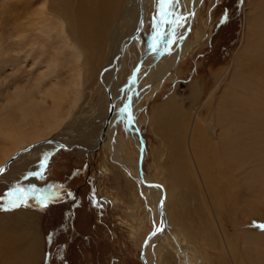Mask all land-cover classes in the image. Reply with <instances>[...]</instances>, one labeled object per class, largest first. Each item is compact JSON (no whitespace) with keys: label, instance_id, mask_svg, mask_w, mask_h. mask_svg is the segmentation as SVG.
Returning a JSON list of instances; mask_svg holds the SVG:
<instances>
[{"label":"rangeland","instance_id":"1","mask_svg":"<svg viewBox=\"0 0 264 264\" xmlns=\"http://www.w3.org/2000/svg\"><path fill=\"white\" fill-rule=\"evenodd\" d=\"M21 2L22 0H0V123L4 122L8 113L13 114L16 107L18 110V107L22 106L21 101L24 98L21 96H25L23 90H31L32 95L42 97L40 109L52 107L49 95L57 94L61 90L66 91L61 104L64 111L78 88L80 94L77 106L65 123L57 129L58 131H53L49 136L51 138L52 135L60 134L63 127L69 126L71 130L66 131L62 136H69L76 143L72 144L76 149L60 148L51 154L41 149L26 158L30 160L31 166L36 165L39 168L22 172L17 166L0 177V197H6L7 192L15 185L25 189L34 186L43 189L44 193L58 192L46 208L38 206L30 197L27 206L13 211H0V231L17 234L15 237L20 238L18 244L22 247L27 246L31 240L28 229L22 223L16 225L13 218L15 219V216L21 212L34 214L32 220L41 244V264H150L153 255L157 257L159 264H187L183 256L177 252L179 246L173 239H163L156 252L152 245L149 247L150 250L143 248L144 253H142L143 245L136 241V235L133 238L132 233L138 227L137 222H140L142 228L138 227V231L141 228L140 233L151 245V240L148 239L151 225L147 204L136 182L130 179L119 165L112 162L111 153L106 146H97L86 154L80 148H89L102 131L101 121L106 115L107 98L102 94L104 90L94 85L93 81L94 76L96 77L105 66L109 55L108 42L107 46L106 43L103 46V52L106 54L103 61L97 56V60L98 58L100 60L99 63L95 62V55L90 53L92 50L88 52L91 59L92 56L95 59L93 60L95 69L90 68L91 77L83 75V69L79 71L74 67L76 56L72 55V49L60 43L56 32L53 31L52 36L48 31L46 35L39 34L33 30L31 25L33 16L30 13L26 17L20 16ZM156 2L158 3V0H146L145 8L150 11H143L139 15V23L133 34L137 37L139 34L142 35V31L145 32L150 43L155 31L152 27V18L157 14ZM135 3L138 5V0H135ZM201 3L203 5L192 20L190 39L193 47L187 56L176 63L167 80L149 100L139 96L138 93L135 94L138 98L133 113L140 122L139 131L146 152L142 170L146 176L154 178L153 182L160 186L158 190L172 192L169 195L167 212L171 219L179 221L177 222L180 230L188 235L195 249L199 253L209 255L210 259L203 260L200 264H264V227H261L264 225V156L258 157L260 162L248 156V168L256 164L260 168L252 173L253 167H250L248 173L251 172V176L248 174L247 177V183H251L247 187L250 194L247 192L251 197L244 199L240 195L244 193L241 183H238L239 188L232 177H227L226 170L222 166L224 161L219 150L211 149L204 126H195L196 134L195 132L190 134L194 115L189 100L190 89L195 83L199 84L202 93L193 105L195 107L201 105L199 117L207 118L202 102L215 85L214 76L230 64L234 52L244 41L245 5L244 2L237 3V0H201ZM119 10L121 11V6ZM224 14H227V17ZM115 19L113 25L116 23ZM46 22L45 20L43 24ZM50 26L55 28L52 24ZM130 26L129 21L120 25V31L125 34L124 37L121 35L123 42L127 40L125 36L128 35ZM142 27L146 28L142 30ZM143 39L146 41L144 36ZM140 47L144 46L141 43H137V46L130 45L128 47L130 49L123 56L124 60L119 68L121 86L133 74L132 54L140 59L139 61H143L146 57V48L144 54L139 50ZM82 62L83 59L80 64ZM78 64L77 62L76 65ZM149 68L140 74L147 76ZM79 73L78 85L81 86L77 87ZM144 80H141L140 86H146L148 82ZM128 89L127 86L121 89V99L133 93ZM27 101L30 104V101ZM256 105L253 111L257 114L260 124L264 123V98ZM119 108L122 109V106ZM19 115L22 113L20 112ZM125 126L118 120L113 132L122 136L125 133ZM245 141L247 147L252 145L254 150L260 148V143H263L262 148H264V138L261 142L251 135V137L246 136ZM4 145L6 147L0 137V165L3 163L1 154L5 149ZM125 150L130 157H136V147L132 141H129ZM45 156H47L46 163H44ZM42 163H44L43 168H41ZM216 164L221 166L218 168ZM16 165H20V162H15L14 166ZM16 168L21 171L15 170ZM30 173H39V175H30ZM69 193L71 195H68ZM93 200L99 204V207L95 206ZM224 206L227 207L225 210ZM235 226L245 233L248 232L247 238L241 236L242 242L233 243V247L236 246L234 249L242 252L234 253L231 250L229 254L226 251L223 256L225 249L220 241V231L235 229ZM140 233L137 236H141ZM245 242L250 245V249L246 247ZM251 251L254 252V256ZM192 258L195 260L193 264H198L193 254ZM11 263L2 258V264Z\"/></svg>","mask_w":264,"mask_h":264},{"label":"bare ground","instance_id":"2","mask_svg":"<svg viewBox=\"0 0 264 264\" xmlns=\"http://www.w3.org/2000/svg\"><path fill=\"white\" fill-rule=\"evenodd\" d=\"M27 1L22 0L21 2L22 4L20 5V16L26 17L28 13H30L33 16V20L31 22L33 30H35L39 34L46 35L45 33L48 31L52 36V32H56V37L60 39V43L65 47H69L72 49V55L74 57L76 56L74 67H76L79 71L83 69V75L86 74L87 76H92V71L90 68L95 67L96 61L99 63V58H101V60L103 61V59L105 58L103 46H105V43L107 46L108 42L109 55L105 62V66L98 72L96 77L94 76L95 79L93 81L94 85L100 86L102 90H104V93L102 94H104L105 98H107V111L105 110L106 115L101 121L102 131L97 137V140L93 144H91L89 148H80L86 154L92 151V149L97 146H106V148H108L111 153L112 162L119 165L130 177V179L136 182L141 196L147 204V213L149 214L148 219L151 225L148 234V239L151 240V245H149L148 243L147 246H145L144 244V241L146 239H144L142 234L140 233V230L142 228L140 222H137L138 227H141L140 230L138 231L137 227L136 230L132 233L133 238L136 235V241H139L143 245L142 253H144L143 248L145 250H148L152 245L153 249L155 250L154 252H156L158 251V248L160 247L163 239H173L179 246V250L177 252L183 256L187 264H193V262H195V260L192 258V254L193 256H195L198 264L202 263L203 260H209V255L199 253L195 249L194 244L191 242L188 235L184 231L183 233L180 230L178 226L179 221L177 220V222L175 221L176 219H171V216L167 212V203L169 202V195H171L172 192H167V190L163 189L158 190L160 187H155L157 184L153 182L154 178L151 176H146L143 173L142 165L146 157V152L145 147L141 152L142 137L140 138V122L136 118V115L133 113V107L136 105L138 98L137 96H135V94L138 93L139 96L147 98V100L153 97L157 90H159L160 85L167 80L166 78L169 77L171 71L175 68L176 63L183 60L187 56L188 52L192 49L193 42L190 39L192 34L190 29L193 23V17L196 16L195 14L203 5V3H201V0L200 2L198 0H181L178 10L185 15H187L188 13H192L193 15L187 20V23L183 24L182 27L177 29L175 38H169L166 36L165 40L169 42H161L158 50L149 48V45L153 43V41L150 43L149 37L144 34L145 32L142 31V35L144 36L146 41H144L143 36H140V34L137 37L133 35L135 27L139 23V15L142 14L143 11H150L145 8L146 0H138V5H136L135 0ZM244 5L246 15L244 27L245 30L243 35L244 41L241 43V47H239L238 50L234 52L230 64L225 67L221 73H219L218 75L215 74L214 76L215 85L210 89L202 102V106L203 108H205L207 118L201 119L199 117V110L201 105L196 107L193 105L202 93L199 84L195 83L191 87L189 100L191 101V108L194 114L193 122L190 127V134L193 132H195L196 134L197 127L195 126H204L203 128L207 133L206 136L210 141L211 149L219 150L220 156L224 161V164H221L226 170L227 177H232L235 180V184L239 186V188L240 185H238V183H241L244 193H241L240 195L244 199H247L251 197V195H249L250 192L247 189V187L251 185V183H247V177L249 176L248 174L259 170L260 168L258 164H256V166H250L253 168L252 171L248 173L250 169V167L248 168V156L252 157L253 159L256 158L258 162H260V158L258 157L264 156V148H262L263 143H260V148H256V150H254L252 145L247 147L245 141V137H251V135L255 140H259L261 142L264 138V123L260 124L257 118V114H255L253 111V107L257 106L256 104L258 103V101L264 98V0H244ZM120 6L121 11L119 10ZM114 19L116 23L113 25ZM45 20L47 21V24H43ZM128 21L129 23L131 22V26L128 35L125 36V39L127 40L123 42L122 37H124L123 35L125 34L120 31V25H122V22L128 23ZM50 24L55 26V28H52ZM145 28L142 27V30ZM163 30L165 33H168L169 26L165 25ZM127 31L128 30L126 29V32ZM199 36L201 35L199 34ZM36 38H39V40L42 39L40 37ZM171 39H175L176 42H170ZM137 43H141L144 46L140 47V49L138 48L141 53H144L143 51L146 48V59L144 58L143 61H139L140 59L138 60L135 55L131 53V70L133 74L131 75L130 79L124 82L123 86H121V84L119 83V68L121 67V64L124 60L123 56H125L128 49H130L128 48L130 45L135 44V46H137ZM165 49H170V51H167ZM89 51H91V55H95L96 60L93 58V56L91 59V57L89 56L90 53L88 55ZM97 56L99 57L98 60ZM81 59H83V62L80 64ZM93 60H95V62ZM77 62L79 63L78 65H76ZM148 68L149 72L147 76H143L142 74H140ZM142 79H145L148 82L145 87L140 86V82ZM79 80L80 73L77 76V87L81 86L78 85ZM126 86L129 88L128 90L133 93L131 95L128 94L129 96H127L125 99H121V89H124V87ZM130 87H132V90H130ZM91 88H89V90ZM79 91L80 90L77 88L76 93L73 95L72 101L70 100L67 109L62 111L63 105L61 106V104L63 102V97H65L66 91L61 90L57 94L49 95V98L52 101V107L49 109L47 107V109H40V103L43 101L42 97L40 95H32L31 90H23L25 96H21L22 98H24L21 101L23 102L22 106L18 107V110H16L17 107L16 109L13 108L16 111L14 110L13 114L8 113V115L4 118V122L0 123V137L6 144V147L4 145L5 149L1 154V161L3 163L0 165V168L5 169V171L0 173V177L7 171L10 172L11 169L17 166H19L18 168L22 169V172L24 170L34 171V169L39 168L36 167V165L31 166L32 164L30 160L26 158L29 157L31 153H37L41 149L45 150L47 154L54 153L60 148L65 150L76 149V147H72V144L75 145L76 143H74V141H72L69 136H62V134H64L66 131L71 130V128L69 126H66L65 124L64 125L66 127H63V130L60 134H56L54 136L52 135L51 138H49V136L53 131L57 130L63 125V123H65L66 119H68V117L71 115L72 110L77 106L80 94ZM90 93L92 94L93 92ZM27 100L30 101V104ZM126 103L129 104L131 113L134 116V122L131 124L128 123L126 115H122L120 113L119 107L122 106L123 108ZM11 104L12 103H10V105ZM103 105L106 106V104ZM20 112L22 113V115H19ZM118 120L126 125L125 133L122 136L117 135L113 132V127L117 125ZM129 141H132L136 147L135 158L130 157L129 153L125 152ZM189 144L191 145V142H189ZM140 153H142L141 163H139ZM17 161L20 162V165L14 166V163ZM218 163L219 162H217V164ZM220 166L221 165H219L218 168ZM18 168H16L15 170H18ZM219 178L221 180V177ZM201 179H203V177ZM247 191L249 192V194ZM237 194L239 193L237 192ZM228 198H230V196H228ZM226 208L227 207L224 206L223 209L225 210ZM228 211L230 210L228 209ZM227 215H225V218ZM221 216L223 215L221 214ZM15 217V219L13 218V222L16 225L20 223L25 225L28 229L31 240L27 246L22 247L18 244L20 238L15 237V235L17 234L13 235L5 233V231H0V254H2L9 263H11L12 261L13 264H41V244L38 238V233H36L34 230L35 226L33 224L34 221L32 220V215L21 212L18 213V215H16ZM165 218V233L163 235L157 234L155 237H152L151 233L153 231L154 224L156 227H159L160 220H163ZM222 225L224 224L222 223ZM170 228L172 230H170ZM138 233H140L141 236H137ZM247 234L248 232L245 233L244 230H239L237 229V227L235 229H222L220 231V241H222L225 249L223 251V256L226 254V251L229 254H231V250L234 253L239 252V250L234 249V247L236 248V246L233 247V243H237L238 241L242 242L241 240H243V238H241V236L244 235L246 237L248 236ZM168 236H170L171 238H169ZM247 242H245V245L246 247H248V249H250V245H248ZM246 247L244 246V248ZM251 247L253 248L254 246ZM251 252L252 256H254V252ZM141 255L142 254H140V256ZM152 257L154 259L151 258L150 264H159L158 260L156 259L157 257H155V255H153ZM229 257L231 258V255H229ZM255 259H253L254 263ZM240 263L242 262L240 261Z\"/></svg>","mask_w":264,"mask_h":264},{"label":"snow or ice","instance_id":"3","mask_svg":"<svg viewBox=\"0 0 264 264\" xmlns=\"http://www.w3.org/2000/svg\"><path fill=\"white\" fill-rule=\"evenodd\" d=\"M181 0H158L157 3V14L153 16L152 27L155 31L152 34V41L149 45L150 49L158 50L161 42H169L165 40V37L175 38L177 34V29L182 27L183 24L187 23V20L193 15L192 13H188L185 15L181 13L178 9L180 6ZM244 0H237V3L242 4ZM227 17V14H224ZM169 26V32H164V26ZM170 42L175 43V39H171ZM170 51V49H165ZM120 113L122 115H126L128 123L131 124L134 122V116L131 113L129 104H125L122 109H120ZM47 162V156L44 157V163ZM44 163L41 164V168L44 167ZM5 169L0 168V173L4 172ZM30 175H39V173H30ZM155 187L159 188V185ZM58 192L50 191L49 193H44L43 189H37L34 186H29V188L25 189L19 185L13 186L11 190H9L6 194V197H0V211H13L23 206H27L28 200L31 197L34 199L38 206L40 207H48L50 201H52ZM68 195H71L69 193ZM95 206L99 207V204L93 200ZM162 203V202H161ZM160 226L156 227L155 224L153 226V231L151 233L152 237H155L157 234L163 235L166 231L164 225L166 224V218L160 220ZM261 227H264L262 225ZM145 246L148 244V240L144 241Z\"/></svg>","mask_w":264,"mask_h":264},{"label":"water","instance_id":"4","mask_svg":"<svg viewBox=\"0 0 264 264\" xmlns=\"http://www.w3.org/2000/svg\"><path fill=\"white\" fill-rule=\"evenodd\" d=\"M140 138H141V136H140ZM141 141H142V148H141V152H142V149L145 147V145H144V141L142 138H141ZM141 161H142V153H140L139 163H141Z\"/></svg>","mask_w":264,"mask_h":264},{"label":"crops","instance_id":"5","mask_svg":"<svg viewBox=\"0 0 264 264\" xmlns=\"http://www.w3.org/2000/svg\"><path fill=\"white\" fill-rule=\"evenodd\" d=\"M29 214H31V213H29ZM31 215H34V214H31ZM2 258L6 259L2 254H0V262H1L0 264H2Z\"/></svg>","mask_w":264,"mask_h":264}]
</instances>
